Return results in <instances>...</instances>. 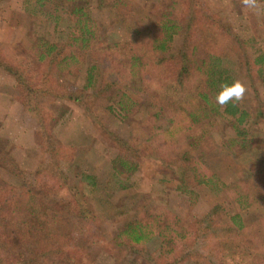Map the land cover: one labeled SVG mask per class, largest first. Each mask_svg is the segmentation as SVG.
<instances>
[{
  "label": "trees",
  "instance_id": "16d2710c",
  "mask_svg": "<svg viewBox=\"0 0 264 264\" xmlns=\"http://www.w3.org/2000/svg\"><path fill=\"white\" fill-rule=\"evenodd\" d=\"M208 1L145 0L147 24L134 27L129 39L113 33L123 21L119 0H23L29 15L55 27L63 22L67 34L51 39L37 31L28 47L13 55L0 48V68L14 80L11 97L30 115L40 151L27 180L0 181V264H74L84 256L87 238L118 259L130 253V264L136 259L141 264H264V134L250 128L264 119L257 88L264 84V50L249 51L243 33L234 29L228 11L242 0ZM93 2L109 8V24L93 15ZM241 9L242 15L250 11ZM56 75L73 79L62 86ZM235 78L252 91L242 103L219 106L214 100L219 84ZM101 98L116 99L124 112H141L136 138L102 124L94 112ZM57 100L82 109L116 149L112 176L163 168L162 181L189 195L196 184L212 181L206 155L217 146L219 132L221 145L245 159L241 175L223 185L229 220L220 218L223 207L216 202L185 226L166 198L158 204L148 197L144 209L125 217L114 233L87 235L73 225L58 229L52 220L61 213L92 229L100 226L101 232L103 219L86 193V185L95 184L93 170L81 167L76 147L55 133L61 120ZM0 166L24 177L1 143ZM60 188L68 196L61 197ZM155 238L158 245L151 250L148 241ZM24 242L31 244L28 253L21 248Z\"/></svg>",
  "mask_w": 264,
  "mask_h": 264
},
{
  "label": "rangeland",
  "instance_id": "374dc122",
  "mask_svg": "<svg viewBox=\"0 0 264 264\" xmlns=\"http://www.w3.org/2000/svg\"><path fill=\"white\" fill-rule=\"evenodd\" d=\"M119 1L117 10L119 9L118 12L123 21L114 29L113 33L130 39L135 37L134 27L142 28L147 24V4L145 0ZM213 1L217 4L221 3L220 0ZM260 4L264 5V0ZM91 5L93 15L100 18L104 24H109V8L106 5L97 8L94 2ZM234 5L233 9L228 11L234 29L243 33L242 36L248 41L249 51L254 52L255 47L260 48L257 51L264 50V11L256 13L246 10V14L242 15L244 11L241 8H245L242 3ZM244 15H247L248 18ZM41 18L37 15H29L28 11L23 8V0H3L0 5V48H2L3 54L13 55L18 47L23 45L28 47L31 37L37 31H44L51 39L66 37L65 23L60 22L55 27L53 22H44L46 19L41 21ZM108 34L112 35L111 31H108ZM178 41L179 38L175 40V43ZM258 41L259 43H257ZM59 77L61 78L59 79ZM70 79L72 80L73 76H55V80H58L62 86ZM259 85L257 87L259 97L264 102V84L259 82ZM13 89V77L0 68V143L8 146L13 159L18 163V169L25 171L23 177L19 173L0 166V181L20 184L28 179L30 171L40 158V151L37 129L20 102L11 97ZM113 95L118 97L117 94ZM110 99L101 98L95 104L94 112L101 118L105 127L111 128L129 139L136 138L138 136L136 122H138L141 112L135 110L124 112L115 101L116 99ZM54 103L61 119L55 128V133L61 141L71 143L76 147L80 161L77 162L81 167L85 166L93 170L95 184L86 185V193L90 203L102 215L103 219V231L101 232L100 226H94L92 229L87 226V223H81L76 219H65V215L61 213V216L59 214L57 219L52 220V222H57L58 229L70 228L73 225L87 235L93 232L95 236L98 234L100 236L104 231L114 233L116 226L125 217H133L139 210L144 209L143 203L148 197L151 203L156 201L158 204L161 203V199L166 198L167 207L185 218V226L194 217L207 212L216 202H221L223 207L220 218L229 220L230 198L223 185L241 175L245 159L242 158V155L228 152L221 145L222 136L219 132L214 134L217 146L206 155V171L212 181L196 184L193 192L189 195L176 190L172 181L171 183L168 180L162 181L163 168H158L154 174L151 170L149 173H144L141 167V170H134L130 176H127L126 173H121L117 177L112 176L111 161L117 154L116 149L110 144H106L99 128L97 129L90 118L74 103L60 100ZM250 128L261 129L264 134V119L253 122L250 124ZM42 175L41 172L36 176L41 178ZM162 183L165 184L162 185ZM160 188L165 194L159 191ZM59 192L63 198L68 196L66 189L60 188ZM56 198L58 197L56 196ZM85 244L84 256H81L82 259H79V256L74 264H130L133 261L130 253L118 259V256H115L108 247L91 242L88 238ZM30 245L28 242L22 243L21 248L24 253L30 251ZM157 245L156 238L148 241L151 250H155ZM140 260L136 259L135 263L141 264Z\"/></svg>",
  "mask_w": 264,
  "mask_h": 264
},
{
  "label": "clouds",
  "instance_id": "9594fccd",
  "mask_svg": "<svg viewBox=\"0 0 264 264\" xmlns=\"http://www.w3.org/2000/svg\"><path fill=\"white\" fill-rule=\"evenodd\" d=\"M242 5L256 13L264 11V5H261L258 0H242ZM247 90V86L239 78L233 79L231 83L221 82L219 91L214 97L215 103L221 107H225L229 102L242 103Z\"/></svg>",
  "mask_w": 264,
  "mask_h": 264
}]
</instances>
